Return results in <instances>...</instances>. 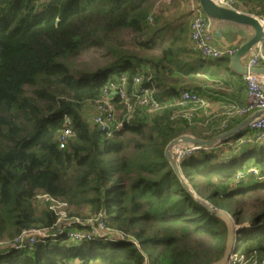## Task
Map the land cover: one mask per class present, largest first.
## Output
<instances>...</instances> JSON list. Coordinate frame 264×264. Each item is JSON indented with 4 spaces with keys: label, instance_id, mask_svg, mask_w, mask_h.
Returning <instances> with one entry per match:
<instances>
[{
    "label": "trees",
    "instance_id": "1",
    "mask_svg": "<svg viewBox=\"0 0 264 264\" xmlns=\"http://www.w3.org/2000/svg\"><path fill=\"white\" fill-rule=\"evenodd\" d=\"M157 1L0 0V240L56 224L48 204L36 199L43 195L73 208V216L103 214L107 228L128 237L69 243L61 235L58 245L0 250V264H211L223 254L226 227L197 199L221 210L217 199L228 201L232 211H224L244 226L235 252L264 256V181L233 184L248 162L264 167L263 141L237 143L254 141L253 131L178 163L192 195L164 156L168 144L189 131L174 108L153 115L137 110L110 135L82 116L84 104L94 103L107 83L124 78L130 89L143 69L151 75L143 86H153L162 102L175 92L165 89L167 75H190L204 60L187 49V20L172 25L152 17ZM224 2L264 19V0ZM89 46L108 59L94 71L75 62ZM261 49L264 54V39ZM64 117L72 136L61 149ZM199 182L212 196L202 195Z\"/></svg>",
    "mask_w": 264,
    "mask_h": 264
},
{
    "label": "built area",
    "instance_id": "2",
    "mask_svg": "<svg viewBox=\"0 0 264 264\" xmlns=\"http://www.w3.org/2000/svg\"><path fill=\"white\" fill-rule=\"evenodd\" d=\"M183 5L187 6L192 14L189 25V40L195 51H197L203 59L217 61L222 58H231L237 51L234 48L219 49L212 44V36L209 32V24L204 18L202 10L198 5V0H179ZM217 4L226 5L234 9L224 0H215ZM235 10V9H234ZM237 11V10H236ZM241 12V11H239ZM254 16V15H253ZM256 17V16H255ZM264 32V19L256 17ZM258 46L257 53L249 57L246 61L247 69L258 68L260 64H264V54ZM151 75L148 69L138 72L132 81V87L128 89L124 78L118 82H109L104 86L100 97L95 100V115L92 124L103 133L110 135L114 131L122 129L124 122L133 119L137 110L148 115L160 113L164 110L174 108L176 111L174 116L177 117L181 113L178 109L184 107H202L204 101L201 97L192 91L181 89L177 96L169 100L158 101L155 98L156 89L143 86L145 81H150ZM245 86L246 102L242 105L231 104L222 113L223 121L221 122L222 130L228 128L230 121L236 118H246L256 112H261V116L252 121L249 129L255 133V139L242 138L239 143H261L264 135V81L260 76L247 73L242 77ZM117 99L115 102L114 100ZM185 120L190 122L191 113L181 115ZM71 120L68 117L63 118V129L58 137L59 148H63L67 140L72 136ZM212 148L202 147L191 144H178L172 147L171 151L174 160L179 163L184 157L200 151H209ZM264 167H258L250 164L240 172H238L233 180L234 185L247 182H263ZM45 204L57 216L56 224L50 229H31L23 231L14 239L0 240V250L20 251L24 249L31 250L33 246L39 242L44 245H58L61 242V235L66 237L69 243L82 242H104L118 241L128 238L124 233L107 228L105 216L98 214L90 218L70 217L61 213V209H67L65 203L57 202L48 196H38L36 198ZM264 264V256L259 259L257 255L245 257L234 252L229 264ZM71 264H77L71 263Z\"/></svg>",
    "mask_w": 264,
    "mask_h": 264
},
{
    "label": "crops",
    "instance_id": "3",
    "mask_svg": "<svg viewBox=\"0 0 264 264\" xmlns=\"http://www.w3.org/2000/svg\"><path fill=\"white\" fill-rule=\"evenodd\" d=\"M161 2L162 7L154 17H160L162 12V21L168 19L172 25H176L178 19L187 20L190 25L192 14L187 6L183 5L179 0H162ZM197 3L199 5V1ZM211 25L209 32L212 36V44L219 49H239L254 35V31L250 27L232 22L214 21ZM187 38V49L191 50L193 48L189 40V28ZM256 53L257 50L253 51L252 54H247L248 56L246 55L240 59V63L245 65L247 59ZM259 68H264V64H260ZM167 78L169 85L165 89H175V92H169L164 97V100L171 101L177 96L179 90L186 89L197 93L205 103L200 108L188 106L177 110V112L181 113L180 115L185 113L193 115L186 135L194 138L210 140L222 134L224 131L221 128L222 113L231 104L242 105L246 102L242 76L233 71L230 58L228 57L217 61L204 59L194 67L192 74L185 76L172 72L167 75ZM262 79L264 81V77ZM247 118L233 119L228 126H236ZM241 139H238L237 143Z\"/></svg>",
    "mask_w": 264,
    "mask_h": 264
},
{
    "label": "water",
    "instance_id": "4",
    "mask_svg": "<svg viewBox=\"0 0 264 264\" xmlns=\"http://www.w3.org/2000/svg\"><path fill=\"white\" fill-rule=\"evenodd\" d=\"M198 1L202 12L207 15L211 23H213L214 21H226L239 25L248 26L251 29H253L254 31L253 37L249 41H247L243 46L237 49L236 53L230 58L231 68L233 69L234 72L240 74L242 77L247 73L260 76L261 78L264 77V68L258 67L248 70L246 65H242L240 63L241 58L249 54L254 48L255 50H257L258 46L262 45V41L264 39V32L259 20L253 15L236 11L232 8H229L226 5L217 4L215 0H198ZM261 114H262L261 112L253 113L247 119H245L243 122H241L239 125L231 129L230 131L224 132L211 140H202L188 135H183L174 139L168 144V146L164 151V156L168 161V163L171 165L176 175L183 182L185 189L190 194L193 195V192L191 191L189 185L183 179L179 165L173 158V154L171 151L172 147L183 143V144L198 145L207 148H214L222 144L223 141L231 137H234L237 133L241 132L242 130L249 128L252 121L257 117L261 116ZM197 200L207 208V211L210 214H213L215 218L222 221L226 227V244L223 254L217 261L211 264H229V259L236 250L235 237L238 234V231H240V229L243 228L244 226L243 227L236 226L232 217L226 211L221 209H216L213 206L208 205L207 203L199 199Z\"/></svg>",
    "mask_w": 264,
    "mask_h": 264
},
{
    "label": "rangeland",
    "instance_id": "5",
    "mask_svg": "<svg viewBox=\"0 0 264 264\" xmlns=\"http://www.w3.org/2000/svg\"><path fill=\"white\" fill-rule=\"evenodd\" d=\"M162 0H159L157 1L154 6H153V9H152V17H154L156 14H157V11H160V8L162 7ZM203 13V12H202ZM161 16L158 17L160 19V21H162V12L160 14ZM203 16L204 18L207 20L208 24H209V28H211V21L209 20V18L207 17L206 14L203 13ZM122 38L123 39H130V34L129 33H124L122 35ZM218 40V39H216ZM215 40V41H216ZM129 46V45H128ZM214 46V45H213ZM253 51H255V48L252 50V52H250L249 54H252ZM248 56V55H247ZM108 61V59L105 57V51L103 49H101L100 47H93V46H89L87 47L83 52H81L79 54V56L75 59V62L76 64L79 66L78 68H81V69H85V70H96L98 68H101L106 62ZM209 62V61H207ZM95 115V108H94V103H89V102H86L83 106V109H82V116L83 118L92 126V119ZM255 137V135H253ZM263 143H264V135H263ZM217 148L220 147V145L216 146ZM226 147H229L228 145H224L222 146L221 148L219 149H223V148H226ZM228 156V154L226 153L224 155V158L220 156V159L221 160H224L226 157ZM249 164H251V162H248L247 164L244 165V167H247L249 166ZM196 181H191V185H192V188L193 189H197V186H196ZM200 185H198L200 187V191L202 193V195L204 197H210L212 196V191L207 187L205 186L204 184H202L201 182H199ZM229 184L227 185H218L216 187V190L219 192V193H222L225 188L228 186ZM218 203L220 204V206L224 209V210H229V211H232V207L231 205L229 204L228 201L226 200H218ZM82 210V209H81ZM83 211V214H78L76 216H73L72 213H74V209L73 208H70V207H67V209H61L60 212L61 213H64L65 215H68L70 217H79V218H85V216L87 215H84V211L85 210H82ZM86 212V211H85ZM86 214V213H85ZM243 229V228H241ZM240 229V230H241Z\"/></svg>",
    "mask_w": 264,
    "mask_h": 264
}]
</instances>
